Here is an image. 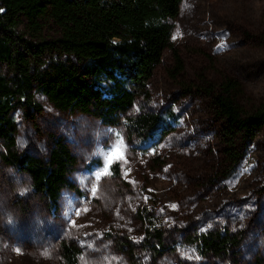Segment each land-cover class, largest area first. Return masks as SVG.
I'll list each match as a JSON object with an SVG mask.
<instances>
[{
  "label": "rangeland",
  "instance_id": "374dc122",
  "mask_svg": "<svg viewBox=\"0 0 264 264\" xmlns=\"http://www.w3.org/2000/svg\"><path fill=\"white\" fill-rule=\"evenodd\" d=\"M41 28L42 39L56 38L51 22ZM17 33L32 42L24 18ZM171 41L182 70L175 74L172 52L164 50L149 83L151 100H137L118 126L60 111L42 95L35 97L40 110L12 111L19 150L46 156L50 137H61L76 158L69 180L81 195L64 188L52 218L45 199L29 190V176L0 162V264H59L62 241L81 251L78 264H135L130 251L137 264H262L264 129L253 142L235 145L233 160L210 91L232 79L244 109L264 102V0H183ZM0 71L9 75L3 65ZM168 109L177 121L161 141L145 143L121 124ZM120 141L125 159L111 164L118 174L111 167L104 174L109 149ZM148 218L162 231L161 253L148 239ZM220 229L244 236L235 254L201 255L185 243Z\"/></svg>",
  "mask_w": 264,
  "mask_h": 264
},
{
  "label": "trees",
  "instance_id": "16d2710c",
  "mask_svg": "<svg viewBox=\"0 0 264 264\" xmlns=\"http://www.w3.org/2000/svg\"><path fill=\"white\" fill-rule=\"evenodd\" d=\"M182 1L0 0V65L9 72L7 76L0 71V162L29 176V190L45 199L50 217L58 216L64 188L81 195L69 180L76 158L58 136L50 137L46 156L19 150L12 111L17 106L40 110L35 97L42 95L60 111L91 115L105 127L120 125V114L137 100H151L149 83L164 50L172 52L175 74L182 70L171 41ZM20 18L27 21L32 42L17 33ZM46 22L57 31L53 40L40 37ZM210 94L217 115L225 122L226 153L236 160L235 145L253 142L264 129V102L244 109L238 99L241 87L232 79ZM176 121L172 109L163 115L146 110L121 124L131 137L149 143L163 140ZM111 170L118 174L119 165ZM144 222L148 239L156 242L155 250L161 253L162 231L153 220ZM243 238L241 233L220 229L188 237L185 243L195 245L201 255H230ZM59 247V264H78L81 251L75 245L62 241ZM130 253L137 264L139 257Z\"/></svg>",
  "mask_w": 264,
  "mask_h": 264
},
{
  "label": "snow or ice",
  "instance_id": "6c2138e0",
  "mask_svg": "<svg viewBox=\"0 0 264 264\" xmlns=\"http://www.w3.org/2000/svg\"><path fill=\"white\" fill-rule=\"evenodd\" d=\"M179 35H180V33L177 32L176 36H179ZM176 36H174L173 39H175ZM220 47H223V45H221ZM122 143L123 142L120 141V146L114 145L112 148L109 149V152L107 154V162H106V164L103 167V173L104 174L108 173V171H109V169L111 167V164L113 162H115V159H125V157H124V149L122 148ZM95 179L98 182L101 179V173H97ZM24 191H26V189H21V194H23ZM92 191H93V194H95L96 189L93 188ZM197 259H198V257H197Z\"/></svg>",
  "mask_w": 264,
  "mask_h": 264
}]
</instances>
